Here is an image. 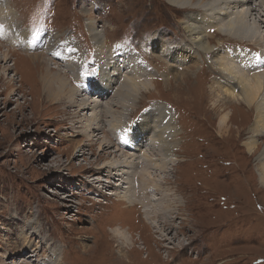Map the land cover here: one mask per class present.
I'll use <instances>...</instances> for the list:
<instances>
[{"label":"rangeland","instance_id":"obj_1","mask_svg":"<svg viewBox=\"0 0 264 264\" xmlns=\"http://www.w3.org/2000/svg\"><path fill=\"white\" fill-rule=\"evenodd\" d=\"M196 1L193 7L204 8L218 0ZM7 2L10 9L5 5L2 18L11 20L6 14L15 12L12 18L26 38L19 35L14 39L7 30L5 38L0 37V55L3 57L5 50L9 53L6 72L0 58V264H264V186L257 174L255 156L264 148V135L255 136L258 149L249 153L246 145L254 135L249 128L255 108L242 100L226 104L224 97L228 98L229 92L239 94L240 85H230L225 72L211 66L217 56L234 63L235 55L229 57L227 50L235 52V46L245 40L218 34L214 42L222 41L220 50L203 55L192 48L194 58L189 62L197 64H183L172 70L170 65L183 56L179 53L169 59L166 49L168 45L191 46L180 21L189 12L167 0ZM259 6L253 5L252 9L258 12ZM88 13L107 38L106 48L97 50ZM249 19L264 29V16L253 13ZM42 35L60 46L73 38L84 53L83 65L68 67L44 48H25L36 44ZM149 43H155V48ZM246 44L263 56L259 47L249 41ZM107 51L115 55L119 67L122 64V70L118 65L112 68L119 82L107 92L108 97L95 98L97 91H86L57 103L39 98L38 77L45 72L46 64H41L42 58H33L44 57L52 67H60L77 88L86 81L84 73L99 76L94 64L109 56ZM17 59L19 66L15 68L12 63ZM237 65L246 74L254 73ZM134 67L141 68L140 75L134 74ZM78 69L83 70L82 81L77 77ZM182 73L189 74L186 82L175 78L174 74ZM152 81L156 85L144 89L145 83ZM132 82H137L141 90L132 91ZM117 89L132 96L130 107L125 109L117 103L102 113L111 100L121 101L119 93L115 94ZM11 92L10 101L5 100ZM92 98L100 101L92 104H96L94 109H81L79 104ZM153 106L172 110L168 118L173 114L179 131L182 129L176 148L182 159L188 160L173 168L164 180L168 182L165 188L172 189L184 206L179 208L176 228L170 234L164 232L165 241L157 232L159 227L151 226L138 206L119 199L121 189L117 193L115 188L122 182L110 179L109 168H102L116 153L137 152L140 159L144 157L151 142L145 138L151 134L149 129L142 136L145 146L134 150L117 143L113 132H109L111 124L123 117L124 137L127 139L132 131L134 139L139 138V126H149L147 120H142L141 111L145 109L146 114ZM94 113H102L97 121L103 130L97 131L93 139H99L98 143L90 142L88 136L92 127L89 118ZM227 115L223 132L220 120ZM107 141L114 144L109 151H116L110 157V152L100 149V144ZM180 147L183 152H179ZM131 179L126 178L123 187H128ZM116 228L127 238L115 234ZM54 242L59 249L52 252L47 244Z\"/></svg>","mask_w":264,"mask_h":264},{"label":"bare ground","instance_id":"obj_2","mask_svg":"<svg viewBox=\"0 0 264 264\" xmlns=\"http://www.w3.org/2000/svg\"><path fill=\"white\" fill-rule=\"evenodd\" d=\"M167 1L168 3L180 10H186L185 13L189 12V14L187 13L186 19L180 21L183 24V28L187 32L188 41L190 42L191 46L168 45L169 48L166 49L168 50L167 57L169 59L179 53H181V56H183L180 59L178 58L179 60L176 59L178 61H174L175 63L170 65L172 70H178L179 66L183 64H197V61H194L192 63L189 62L191 60L193 61L194 58V56H192V48H195V51H197V53H202L203 55L214 53L215 51L220 50L222 41H218L217 43H215V36L222 35L229 36L228 38L231 37L232 39L245 40L242 41V44H237V46H235L237 48L234 50L235 52H232L231 50L227 51L229 52V57H233L235 55L233 59L234 63H237L239 65L241 64V67L243 69L247 71H254V73L251 74V72H249L248 74H246V72H242L244 70L239 68L237 64L224 60L223 58H221V56L215 57L213 59L214 63L211 64V66H214L216 69L217 67H219L221 70H223L225 72L226 79L228 80V83L230 85H233L234 87L237 85V83H239L240 85L239 94L235 95L229 92L230 96L228 98L224 97L223 101H226V104L232 103L233 101L242 100L246 106H249V108H255V118L253 124L249 128V131L254 133V135L251 136L250 143L246 145L248 152L254 153L256 149H258V147L256 148V146L259 145L258 140L255 136L264 135V94L262 95V93L264 92V29H262L261 26L259 27L255 20H250L249 17L253 16V13H259L260 15H262V17L264 16V0H218L214 3H210L211 5L209 7L204 8H200V6L193 7L194 5L196 6V4H193L197 2L196 0ZM256 4L260 5V9L257 10L258 12H255L252 9L253 5ZM5 5L9 8L10 4H8L7 0H0V18H2V13H4L3 10L5 8ZM202 9H206L201 12L203 13L204 17H200L201 13H199V10L201 11ZM230 9L231 11H229ZM194 10H196V12L194 14H191V11ZM12 15H16L15 12H8L6 14V18H9L11 20H6L5 18H2L3 20H0V37L5 38L7 34L5 30H7L9 31V33H13L14 39L19 35L23 38H26L23 36V34L18 31L19 24L15 22V20L12 18ZM87 15L89 16V22L91 24V26L89 27L91 30L92 40L95 46L97 47V50L101 48H106L105 45L107 43V38L104 34H102V31L97 30V26L94 24L95 22H91V14L88 13ZM69 38L70 43L66 41L67 45H62L63 42H61L60 46L59 43H54L53 38H45L42 35V37L36 44H28V46H25V48L29 50L33 48H36V50H38V47H40L41 49L44 48L47 53L55 55L59 59H63V61H65V64L63 65L65 66L67 65L68 67H70L72 64L76 67L81 66L83 65V61L85 59L84 53L80 51L77 42L74 41L73 38ZM247 41H249V44L259 47L260 52L263 53V56H260L261 54L259 55L258 52H256L254 49L247 47L249 46L248 44H246ZM12 43L15 44L16 42L13 41ZM148 45H153L155 48V43H149ZM131 47L134 48V46ZM110 52L111 51L106 52V54L109 56H105L103 59L100 56L101 58L99 59V61H96V63L94 62V66H96L95 68L98 69L97 74L102 79L94 80L92 78L95 75L93 76V74H91L92 72L84 73L85 77H87L86 81L83 82V84H81L80 87L77 88L72 86L68 78V74L63 72L60 67H52L50 61L44 57L33 58L32 60L42 58L43 61L41 62V64H46L45 72H42L38 77V82L41 87L39 98H42V101L57 103L60 101L63 102L64 100H72L75 98V95H78V93L83 95V93L86 91L88 93L97 91L98 94H96L97 97L95 98L108 97L106 95L107 92L112 90V86L113 88H115V85L119 82L114 78V76L116 75H113L114 72L112 71V68H115V66L117 65L119 67L120 65V63L115 61V55L113 57ZM3 54L5 55L3 57L0 55V58L3 59L4 62L2 70L3 72H6L7 70H9V67H7L6 65V63H8L9 53L5 50ZM125 54L126 50H124L123 56H125ZM199 56L202 59V56ZM127 58H129L130 60H134L131 56H127ZM17 60L18 61H14L12 63L15 68L19 66V59ZM121 66L119 67L120 70H122ZM140 69L141 68L134 67V74L140 75ZM66 71H68V69H66ZM82 72L83 70L78 69L77 77L81 81L84 80ZM130 74L132 75V73ZM174 75L175 78H180L181 80H184V82H186V79L189 78V74L187 73H182L181 76H178V74ZM136 83H131L130 88L132 91L134 89H137L138 91L141 90V88H138L139 86ZM155 85L156 84L154 83V81L147 82L144 85V89H152ZM117 92L119 93L118 98H121V101L115 100L116 102H114V100H111L110 102H108V106L105 109L101 110L102 113L105 111H110L111 108L117 103H122L125 109L130 107V100L132 96L129 95V93H125V91L119 92V89L116 90L115 94H117ZM13 94L14 92L9 93V98L5 100L10 101V97L11 95L13 96ZM95 98H92L93 101H89V99H84L83 102L79 104L81 109H89L91 107L94 109L96 104L93 106L92 104L95 102H100L98 99ZM135 99L136 98H134V100ZM136 101L137 100L133 101L134 103H132V105L135 106ZM168 109L170 108L167 106H153L148 109V113L146 114H144L145 109L142 110L141 112H143V118L142 116L141 118L142 120H147L149 128L145 126V124L139 126L140 137L136 139H134V133L132 134V131L128 134L127 139L124 137L125 133L123 132V128L125 126L123 127L122 125L123 120L126 118L121 117L120 121L116 120L118 122L117 124L116 122L111 124L112 128L110 127L111 131L109 133L113 132L112 135H114L116 142L120 144H126L127 146L125 147L129 148L130 150L141 149V147L145 146V138H147V140H151L149 144H147V141L145 142V144H147L149 148L146 150L147 152L144 154V157L142 159H140V157L137 155V152H125L121 155H118L116 151H109L111 150V147H113L112 145H114L112 142L107 141L104 142L103 145L100 144L101 151L110 152L109 157L113 153H116L115 155H112L110 160L106 161L102 168H109L108 172H110L111 174L109 175L110 179L111 177H113L114 179L122 182L119 184V188H115L117 193V190L121 189L120 194L118 193L117 196L119 197V199L126 201L130 206H138L140 208V211L143 212L145 218L150 222L151 226L159 227V230L157 232L161 233V240L163 239V241L167 239V237L165 236L166 234L164 232H169L170 234L172 230L176 228L175 222L178 215L180 214L179 208L183 206L182 201L179 197H177V194H172V189L165 188L168 182L164 180L165 178L168 179L169 173L171 175L173 168H178L179 165L182 164L184 161H188L182 159L181 153H178V149L176 148L179 146L180 143V135L182 133V129L180 132L177 127V123L174 121L175 119L173 118V114L170 115V117L168 118L169 112H172V110ZM102 113H94L92 117L89 118V121L92 120V127H90L89 129L90 134L88 135L90 137V142L94 141L98 143L99 141V139H93L97 138V131L103 130L98 125L101 122L97 121L102 116ZM227 124L228 115L222 117L220 120V128L221 130H223V132L226 130L224 128L225 126H227ZM146 129H149L151 131H149V133L151 134L142 139V136L145 134ZM87 145L88 144H86V146ZM135 145L137 146V148H135ZM181 150L182 149L180 147L179 152H181ZM80 151H83L82 148ZM257 153H255L257 174L259 175L261 184L264 186V148ZM139 166L141 168L140 171L137 172ZM150 169H153L154 171ZM156 170H161V172H163L164 174H161V172H159L160 174L157 175L155 174ZM131 176L132 179L130 180V182L128 181L129 186L123 187V184L126 183V178H129ZM101 180L105 181V179ZM170 184H174L172 180ZM116 192H112V195H115L114 193ZM176 206L177 209H175ZM113 231L115 232V234L120 235L121 238H127V236L123 234L118 228L114 229ZM47 246L52 249V252L57 251L59 249L58 245L55 244V242L48 243Z\"/></svg>","mask_w":264,"mask_h":264}]
</instances>
